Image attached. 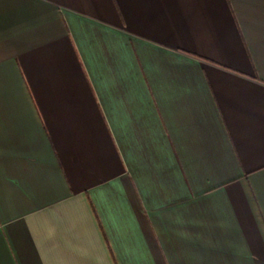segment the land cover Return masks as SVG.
Returning <instances> with one entry per match:
<instances>
[{
	"label": "crops",
	"instance_id": "obj_1",
	"mask_svg": "<svg viewBox=\"0 0 264 264\" xmlns=\"http://www.w3.org/2000/svg\"><path fill=\"white\" fill-rule=\"evenodd\" d=\"M0 264H264V0H0Z\"/></svg>",
	"mask_w": 264,
	"mask_h": 264
}]
</instances>
